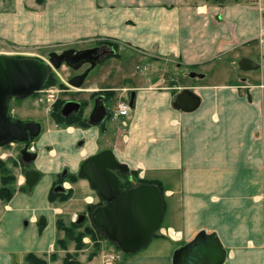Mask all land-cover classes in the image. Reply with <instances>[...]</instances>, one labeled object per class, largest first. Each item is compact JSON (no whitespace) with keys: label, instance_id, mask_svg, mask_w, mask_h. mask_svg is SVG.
I'll return each mask as SVG.
<instances>
[{"label":"crops","instance_id":"obj_1","mask_svg":"<svg viewBox=\"0 0 264 264\" xmlns=\"http://www.w3.org/2000/svg\"><path fill=\"white\" fill-rule=\"evenodd\" d=\"M52 1L55 7L48 5L38 15L85 19L73 21L74 29L72 22L73 38H113L129 51L127 61L118 58L115 71L88 76L87 85L73 88L78 96L89 101L112 92L109 104L130 100L134 92V103L125 117L111 113L103 128L46 117L48 127L43 123L32 144L38 155L29 168L40 173L37 183L0 201V264H26L29 254L49 258L60 236L56 213L64 206L48 196L65 168L80 175L82 162L99 152L100 139L110 133L115 136L104 148L112 149L131 175L161 182L165 200L160 226L148 244L115 264H174L176 251L201 233L216 234L226 251L222 264H264L261 2ZM243 57L259 67L240 69ZM186 88L200 98L194 111L174 106ZM78 178L64 187L89 192V180ZM51 264H63L62 257Z\"/></svg>","mask_w":264,"mask_h":264},{"label":"water","instance_id":"obj_2","mask_svg":"<svg viewBox=\"0 0 264 264\" xmlns=\"http://www.w3.org/2000/svg\"><path fill=\"white\" fill-rule=\"evenodd\" d=\"M114 50L106 51L103 46L85 49H66L51 52L48 60L36 57H14L0 53V147L10 143L23 145L20 155L23 162L29 164L37 158L32 143L41 135L43 124L38 120H22L9 112V100L12 97L26 98L42 90L52 73L63 65L75 71L84 65L90 67L82 74L72 77L68 83H60V88L69 90L80 88L90 72ZM240 69L253 70L259 65L252 59L243 57L238 63ZM190 76H196L191 73ZM134 92L130 96V105L134 103ZM200 105L199 96L190 89H182L174 100V106L184 111H194ZM81 103L68 100L62 106V114L69 116L78 113ZM108 116V107L104 97L98 96L94 102L88 122L91 125L102 124ZM80 175L89 180L104 204L95 207L91 220L95 228L114 243L125 254H131L145 247L154 236L164 213V199L161 189L153 183L139 182L132 187L122 188L120 176H130L127 165L118 161L112 149H103L81 164ZM40 173L34 169L25 171L24 180L31 190L37 183ZM62 184L54 192H64ZM92 209V207H89ZM84 215L78 217V222ZM45 224V218L40 219ZM226 251L216 234L201 233L192 243L178 249L174 264H222Z\"/></svg>","mask_w":264,"mask_h":264},{"label":"rangeland","instance_id":"obj_3","mask_svg":"<svg viewBox=\"0 0 264 264\" xmlns=\"http://www.w3.org/2000/svg\"><path fill=\"white\" fill-rule=\"evenodd\" d=\"M48 5L55 7V3L52 0H1L0 53L14 57H36L48 60V55L51 52L60 53L63 50L71 48L85 49L100 44L113 46L116 53L107 55L91 71L89 76L98 75L101 72L105 74L108 70L113 71L117 69L118 58L120 59V57H122L123 62L127 61L125 56L129 51L116 39L92 36L73 38V34L69 33L70 29H72V22L85 21V19H72L69 16L45 17L38 15L39 13L42 14L41 10H44ZM28 11L31 12L30 16H28ZM74 22L73 29L76 27ZM127 66H130V62L127 63ZM73 73L75 72L70 67L63 65L52 73L53 85H46L43 88L44 90L36 93V96H30L21 102L12 100L10 108L21 116L39 119L44 123L45 128H47L48 122L46 121V117L49 118L50 116L52 120L58 121L55 114L51 116L52 110L56 108L55 100L57 98L60 101L65 99L86 101L78 96V92L75 89H72L69 93H65L60 91L58 87L60 82L67 81ZM84 85H87V83ZM107 94L113 97L112 92H108ZM117 103L111 101L108 104L111 113L115 111ZM88 112L89 107L85 109L84 115L87 116ZM113 136L115 134L110 133V135H106L105 138L100 139V150L105 149L104 146L110 144L108 140ZM19 149L20 144L16 143L0 147V159L2 160V165L0 166V187L6 186L10 188L13 192L12 197L20 189L24 191L29 189L24 182L23 170L24 168L31 167L32 164L24 166L20 160ZM74 176V181L68 177L64 178L65 180L62 184L71 187L70 182L74 184L80 179L78 175ZM130 176L120 177L122 188L133 186L140 180L152 182V180L140 179L138 173L135 172ZM89 185L87 183L89 192L76 190V188L67 189L72 191V194L69 196H65L66 194L61 192L55 193L53 190L50 192L48 196L49 201L54 202L56 206H64V209L63 212L58 211L56 213V231L60 236L56 239L54 249L48 255L49 258L39 257L45 260L47 264L58 261L60 257H62L63 264L65 259H67L69 264H100L102 256L105 253L120 250L100 232L99 234L96 232L98 230L92 223L91 211L95 206L104 204V201L97 191ZM89 197L92 201H89ZM0 201L8 202L6 200ZM89 207H92V209H89ZM79 215H84V219L80 222H78ZM60 252L64 253V255L61 256ZM122 256L119 260L122 259Z\"/></svg>","mask_w":264,"mask_h":264},{"label":"flooded vegetation","instance_id":"obj_4","mask_svg":"<svg viewBox=\"0 0 264 264\" xmlns=\"http://www.w3.org/2000/svg\"><path fill=\"white\" fill-rule=\"evenodd\" d=\"M96 46H103V48L106 50V51H110V50H114V52H113V54H115L116 53V50L114 49V47L113 46H111V45H107V44H100V45H96ZM112 54V53H111ZM107 55H109V54H107ZM106 55V56H107ZM90 67V65L89 64H86V65H84L80 70H78V71H75V70H73L72 68H71V70H73L75 73H73L68 79H67V81H62L63 83H68L69 82V80L72 78V77H74V76H76V75H79V74H82V73H84L88 68ZM91 73V72H90ZM89 76V75H88ZM62 82H60V83H62ZM60 83L58 84V87H59V89H60V91H62V92H65V93H69L70 91H72V89H69V90H63V89H61L60 88ZM47 85V84H46ZM46 87V86H45ZM44 87V88H45ZM42 90H44V89H42ZM42 90H40V91H38V92H41ZM38 92H36V93H38ZM33 94L32 96H36L37 94ZM103 96L104 97V103H105V105L108 107V116H107V118H106V120L102 123V124H100L99 126L100 127H105V123L110 119V116H111V112H110V109H109V106H108V97H109V95L108 94H106V93H98V94H95V95H93V96H91L90 97V100L89 101H80V100H76V101H78V102H80L81 103V107H80V110H79V112L78 113H72V114H70L69 116H64L63 114H62V106H63V104L66 102V101H68V100H75V99H65V100H59V98H57L56 100H55V104H56V108H54L53 110H52V113H51V116L53 115L54 116V114H57V117H60V119H62L63 121H74V123H78L79 125H81V126H84L83 124H81L79 121H85V123H87V126H89V125H91V124H89V122H88V117H89V115H90V113H91V111H92V109L94 108V102H95V99L98 97V96ZM30 97V96H29ZM28 97H26V98H18V97H12L10 100H9V112H10V114H12L14 117H17V118H20V119H22V120H27V119H33V120H38V121H40L39 119H36V118H31V117H26V116H21L20 114H17L12 108H10V104H11V101L12 100H14V101H16V102H21V101H23V100H25V99H27ZM48 100H50V99H48ZM87 107H89V112H88V114H87V116H85L84 115V111H85V109L87 108ZM78 117H80V120H78L79 118ZM41 122V121H40ZM64 122V124H66ZM86 126V125H85ZM24 146L23 145H20V149H19V152H20V150L23 148ZM36 152L38 153V151L36 150ZM20 160H21V162L24 164V166L26 167V165H27V163H25V162H23V160H22V157H21V155H20ZM31 164V163H30ZM27 170H30V168H24V173H25V171H27ZM68 175H70V173H69V169L68 168H65L64 170H63V173H62V175H61V177L63 178V177H66V176H68ZM28 187V186H27ZM55 187V186H54Z\"/></svg>","mask_w":264,"mask_h":264},{"label":"trees","instance_id":"obj_5","mask_svg":"<svg viewBox=\"0 0 264 264\" xmlns=\"http://www.w3.org/2000/svg\"><path fill=\"white\" fill-rule=\"evenodd\" d=\"M53 77H52V75L50 76V78H49V80H48V82H47V85H53ZM55 116H56V119H58V123H62V124H64V122L65 121H63L62 119H60V117H57V114H55ZM79 119L78 120H80V117H78ZM81 124H83L84 126L85 125H87V123H85V121H79ZM67 125H69V124H72V123H74V121H66L65 122ZM2 165V160L0 159V166ZM78 176H80L81 177V175H78ZM71 178V180H75L74 178H75V176L74 175H68V176H66V177H63V178H58V180L56 181V183H55V185H57V184H62L63 183V181L66 179V178ZM65 178V179H64ZM139 182H146V183H149V182H147V181H143V180H140V181H138V182H136V183H139ZM150 183H153V184H156V185H158L159 187H160V189H161V191H162V194H163V186H162V183L161 182H159V181H152V182H150ZM26 187H27V185H26ZM129 187H132V186H127V187H123V188H129ZM28 188V187H27ZM54 191V190H53ZM62 193H65L66 195L65 196H69V195H71L72 194V191L71 190H67V191H65V192H62ZM12 195H13V192H12V190L10 189V188H8V187H6V186H4V187H0V200H6V201H9L11 198H12ZM98 206V205H97ZM97 206H95V207H97ZM91 213H92V211H91ZM98 234H99V231H96ZM26 264H47L46 262H45V260H43V259H41V258H39V257H37V256H35V255H33V254H29V255H27V257H26ZM64 264H69V262L67 261V259H65L64 260Z\"/></svg>","mask_w":264,"mask_h":264},{"label":"built area","instance_id":"obj_6","mask_svg":"<svg viewBox=\"0 0 264 264\" xmlns=\"http://www.w3.org/2000/svg\"><path fill=\"white\" fill-rule=\"evenodd\" d=\"M258 1L261 2V9L264 12V0ZM130 110L131 106L128 100L119 101L115 107L114 117H125L129 114ZM122 254L123 253L120 250H117L116 252L109 251L102 256V261L100 264H115L117 261H119Z\"/></svg>","mask_w":264,"mask_h":264},{"label":"bare ground","instance_id":"obj_7","mask_svg":"<svg viewBox=\"0 0 264 264\" xmlns=\"http://www.w3.org/2000/svg\"><path fill=\"white\" fill-rule=\"evenodd\" d=\"M89 201H92V199L90 198Z\"/></svg>","mask_w":264,"mask_h":264}]
</instances>
